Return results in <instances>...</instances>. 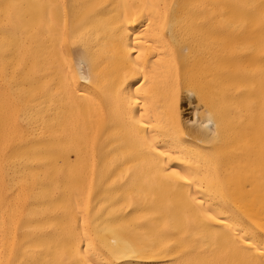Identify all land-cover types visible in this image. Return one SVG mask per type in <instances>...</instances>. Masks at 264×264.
I'll use <instances>...</instances> for the list:
<instances>
[{
    "label": "bare ground",
    "instance_id": "6f19581e",
    "mask_svg": "<svg viewBox=\"0 0 264 264\" xmlns=\"http://www.w3.org/2000/svg\"><path fill=\"white\" fill-rule=\"evenodd\" d=\"M0 264H264V0H0Z\"/></svg>",
    "mask_w": 264,
    "mask_h": 264
},
{
    "label": "rangeland",
    "instance_id": "374dc122",
    "mask_svg": "<svg viewBox=\"0 0 264 264\" xmlns=\"http://www.w3.org/2000/svg\"><path fill=\"white\" fill-rule=\"evenodd\" d=\"M78 68L81 70V67H83L78 61L76 62ZM194 108H195V102L189 99H184L183 101V114L184 117L187 119H192L194 116Z\"/></svg>",
    "mask_w": 264,
    "mask_h": 264
}]
</instances>
